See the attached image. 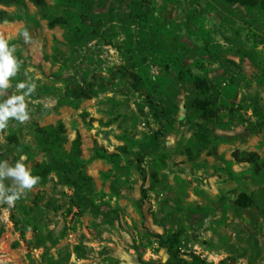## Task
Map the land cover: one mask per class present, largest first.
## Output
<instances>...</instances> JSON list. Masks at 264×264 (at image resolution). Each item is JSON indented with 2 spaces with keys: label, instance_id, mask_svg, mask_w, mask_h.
Returning <instances> with one entry per match:
<instances>
[{
  "label": "rangeland",
  "instance_id": "rangeland-1",
  "mask_svg": "<svg viewBox=\"0 0 264 264\" xmlns=\"http://www.w3.org/2000/svg\"><path fill=\"white\" fill-rule=\"evenodd\" d=\"M44 1L0 3V264H264V0Z\"/></svg>",
  "mask_w": 264,
  "mask_h": 264
},
{
  "label": "clouds",
  "instance_id": "clouds-1",
  "mask_svg": "<svg viewBox=\"0 0 264 264\" xmlns=\"http://www.w3.org/2000/svg\"><path fill=\"white\" fill-rule=\"evenodd\" d=\"M27 36V33L24 34ZM15 61L11 56V50L8 49L5 41L0 40V88L7 87V77L12 75L15 71ZM18 88H24V83H19ZM35 86L31 85L28 91H32ZM25 95H27L25 93ZM19 101V103H16ZM24 103L22 96L10 97L4 105H0V128L4 127V121L9 116H14L20 121L26 119L24 113ZM8 174L20 178V187L21 188H30L33 184L36 183L37 177L30 176L27 171H25L24 166L20 163H17L15 168L7 169ZM18 193H13L12 195H7L4 197L5 202L11 206L14 200L17 198Z\"/></svg>",
  "mask_w": 264,
  "mask_h": 264
},
{
  "label": "trees",
  "instance_id": "trees-1",
  "mask_svg": "<svg viewBox=\"0 0 264 264\" xmlns=\"http://www.w3.org/2000/svg\"><path fill=\"white\" fill-rule=\"evenodd\" d=\"M16 1L17 0H0V3H2V2H16ZM30 1L33 2L37 6H43L45 4L44 0H30ZM3 19H4V16L0 13V20H3ZM132 78L134 80L135 89L139 93H141L143 96H145L147 101H149L150 103H153V101H154L153 95L148 91V89L145 88V85H144L142 79L136 74H132ZM195 83H196V86L198 87V89H200L205 94L206 85H205L204 81L199 79V78H196ZM83 93H84V95H87V92L85 90ZM200 111H202V112L208 111V106L200 104ZM157 141H159V140H157ZM158 144H159V142H158ZM158 146L159 145H157L156 148H158ZM166 241L170 244V247L172 248V255L176 259H178V248L175 247V245L177 243V239L175 238V236H170L166 239Z\"/></svg>",
  "mask_w": 264,
  "mask_h": 264
}]
</instances>
